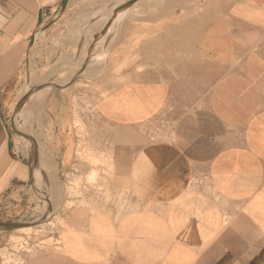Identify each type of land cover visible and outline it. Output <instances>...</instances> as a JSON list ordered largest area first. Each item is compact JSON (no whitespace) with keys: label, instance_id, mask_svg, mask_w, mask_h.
Masks as SVG:
<instances>
[{"label":"crops","instance_id":"1","mask_svg":"<svg viewBox=\"0 0 264 264\" xmlns=\"http://www.w3.org/2000/svg\"><path fill=\"white\" fill-rule=\"evenodd\" d=\"M109 1L93 25L112 13L115 35L124 0ZM141 1L110 50L102 123L40 125L66 175L94 161L77 155L89 132L90 157L106 153L127 198L70 211L54 245L24 264H264V0H165L132 17ZM67 2L0 0V203L34 183L13 101L36 33Z\"/></svg>","mask_w":264,"mask_h":264},{"label":"rangeland","instance_id":"2","mask_svg":"<svg viewBox=\"0 0 264 264\" xmlns=\"http://www.w3.org/2000/svg\"><path fill=\"white\" fill-rule=\"evenodd\" d=\"M164 2L143 0L132 8L131 16H138L145 10L157 12L165 5ZM111 7L112 1L109 0H68L55 15V20L34 37L21 73L20 90L13 101L11 124L14 131H19L20 137L21 131L25 132V136H33L40 163L33 159L34 153L27 137L18 138L24 142L34 183L28 182L25 194L21 196H10V190L0 203V222L27 223L31 224V229L0 230V237L7 240L0 250V264H24L33 254L53 246L64 217L70 211L81 206L90 207V203H110L115 194H119L121 199L127 198L126 192L118 193L114 189L106 153L98 159L90 157L92 153L86 142L89 132L77 133L82 138L77 144V155H89L87 159L94 161L73 165V173L77 175L64 174L57 162L54 153L60 150V145L47 148V140L54 135L49 131L50 125L74 124L85 129L84 126L102 123L95 112V104L112 87L111 79L103 80V76L111 70L107 66L110 63V50L118 41L123 20L116 21L119 25L115 35L112 34L113 30L105 27L112 13L107 22L101 21L96 26L93 22ZM46 79L49 80L46 82ZM48 82V92L45 90L43 97L41 91L36 95L35 90H43L49 85ZM54 93L57 96L53 100L51 97ZM22 109L29 123L20 113ZM41 124L50 125L40 129ZM104 125L105 130L109 129L108 125ZM49 153L53 154L54 163ZM38 168H41L43 175L41 189ZM48 190L53 193L48 195ZM55 192H58V196Z\"/></svg>","mask_w":264,"mask_h":264},{"label":"bare ground","instance_id":"3","mask_svg":"<svg viewBox=\"0 0 264 264\" xmlns=\"http://www.w3.org/2000/svg\"><path fill=\"white\" fill-rule=\"evenodd\" d=\"M137 1H138V0H124L123 3H122L118 8L114 9V10H119L118 21H122L125 12H126V11H127L132 5H133V4H135ZM112 11H113V8H110V10H106L104 13L112 12ZM104 13H102V14H104ZM118 25H119V22H118ZM98 56H99V55H98ZM102 56H103V55H101L100 57H98L99 60H100V58H101ZM98 58L96 59V60H97L96 63L99 62ZM49 79H50V78H49ZM49 79H46V82H47V80H49ZM48 83H49V85L47 84V87L50 86V82H48ZM51 83H52V82H51ZM41 90H42V89H37V90H35V91H37V92H36V93H37L36 95H39V93H40ZM28 97H29V96H28ZM29 101H30V100H29ZM20 113H22L23 118H25V120L28 122V119H29V118H27V117L24 115V110H23V109L21 110ZM28 123H29V122H28ZM21 134H22L23 137L25 136V132H24V131H21ZM25 137H26V136H25ZM27 139L29 140V143L31 144V145H30V146H31V150H33V153H34L35 157L38 158V157H39V154H38L37 150L35 149V147H34V145H33V136L29 134L28 137H27ZM37 170H38V177H39V185H40V189H41V187H42V178H43L42 170H41V168H38ZM55 181H56V180H55ZM56 182H57V181H56ZM51 183H52V182H51ZM57 185H58V184H57ZM59 185H60V184H59ZM54 187L56 188V185H55ZM55 188H54V189H55ZM60 188H61V185H60ZM55 191H56V189H55ZM52 193H53V191L48 190V195H50V194H52ZM55 193H56V195L58 194V192H55ZM59 193H60V191H59ZM57 196H58V195H57ZM20 229L28 230V229H31V226H27V227L20 228Z\"/></svg>","mask_w":264,"mask_h":264},{"label":"water","instance_id":"4","mask_svg":"<svg viewBox=\"0 0 264 264\" xmlns=\"http://www.w3.org/2000/svg\"><path fill=\"white\" fill-rule=\"evenodd\" d=\"M24 99H25V97L21 99V102H23ZM26 137H28V135H26ZM27 226H31V224L19 223V222H0V230L20 229V228H24Z\"/></svg>","mask_w":264,"mask_h":264}]
</instances>
